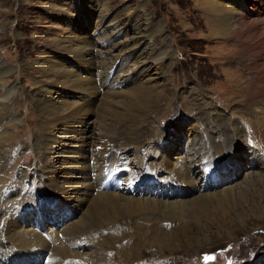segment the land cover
Listing matches in <instances>:
<instances>
[{
  "label": "rangeland",
  "instance_id": "374dc122",
  "mask_svg": "<svg viewBox=\"0 0 264 264\" xmlns=\"http://www.w3.org/2000/svg\"><path fill=\"white\" fill-rule=\"evenodd\" d=\"M222 1L242 13L233 15L236 23L240 24L236 30H240L241 35L229 38L213 37V21L209 19L208 10L205 8L208 4L203 0H0V113H7L5 120L0 122V165H5L4 171L0 172V192H3L2 188L4 187L8 188L6 191L13 192L10 199H6L9 195L4 198L0 196V212L6 213V207L18 209L20 212L18 202L25 195L23 192L26 187L29 188L30 184L37 186L41 182L53 181L60 186H65H63V193L53 190L44 193L47 199H54V203H59V205L57 204L58 211L51 215L52 218L57 217V219L52 222L47 214L44 217V224L56 230V226L63 223L58 227L62 232L63 227L61 228V226L64 223L65 225H69L70 222L71 225L78 223L75 228L85 227L79 223L83 214H86L92 206H86V201L84 203L80 201L83 194L81 195L77 190L76 187H80L77 182L85 181V179L79 169L73 168L75 163L80 162L78 154H76L81 148V139H78L80 138L78 132L80 126H74H77L76 130L79 135H75V129H68L70 120L56 124L55 127L49 126L45 130V136L48 139L54 138L55 143L42 145L45 142L42 141L40 131L41 113L35 98L37 95L45 93V90H67L69 95L64 97L70 101L71 106L87 107L84 104L88 102L93 105L94 112L99 109L97 105L101 96L107 95L105 94L106 89L124 94L136 83L137 85L138 83L152 85L155 84V81L159 84L167 83L176 98L173 101L175 105L171 103L170 107L164 106L163 111L165 113L169 109V116L159 117L156 121L157 124L153 123L157 115L149 117L148 120L152 122L156 133L154 135L148 133L150 127H147L144 144L142 143V147L146 149L139 153H133L132 149H127L123 158L130 161L132 177L139 178L142 175V180L147 177L158 180L161 175L167 176V181H173L175 188L182 192L184 190L186 193L183 192L181 196L173 197L171 190H168V197L160 198L155 195L154 198L152 193H124L122 191L124 187L121 191L113 190L103 193L104 190H98L99 185H95L93 179L90 180L93 176V172H91L89 181L85 182L81 188L90 189L89 196H86L90 203H93L95 197L98 196L103 199H106L105 196H109L116 203L117 199L114 197L120 193L123 197L132 196L136 201L160 198L164 203L187 202V204H191L195 199L192 200L193 202L190 200L197 196L202 197L210 193H216L215 196H217V192L228 187L234 189L235 196L233 198L239 200V191L244 190L245 186L243 185H246V182L251 179H262L264 177V150L262 151L250 138V122L240 116L234 118L232 112L243 109L244 100H246V95L238 88L239 83H247V87L255 88L250 77L264 75V31L261 27L263 24L250 25L259 17L264 19V0L263 8L258 12L256 8H254L255 11L253 10L254 6L252 7L255 3L261 5L258 0ZM147 30L151 32L147 34L149 32ZM146 34L148 37H145ZM83 42L92 48L93 53L98 50L94 53L98 54V57L99 54L104 53L101 57L105 58L106 62L103 68L104 72L108 70L107 66L112 62L115 64L110 74L112 77L109 76L113 88L109 89L111 83L108 81L107 85L109 86L99 87L98 95L78 94L61 84V87L56 86V75L49 77L45 74L43 77L35 71L34 63L44 56L57 67H65L69 69L70 73L74 71L73 73L85 76L91 82H95V85H99L100 77L97 76L96 69L103 61L96 59L95 63L88 66L93 69L90 68L91 70L86 72L87 61H81L69 54L68 51L65 52L61 49L64 43L71 44V47L75 48L78 43L82 44ZM154 49L157 50V58L163 57L164 60L163 66L160 68L161 76L156 73L155 61L150 59ZM86 57L88 58V56ZM95 66L96 68H94ZM129 75H133L134 79H128ZM248 76L249 78H247ZM235 77L238 78V81L232 82ZM258 84L260 85V83ZM55 94L57 96V93ZM187 101L194 103L196 107H203L206 112L203 115H198L194 110V105L186 104ZM236 102H239L238 105L235 104ZM105 105L112 107L109 103ZM182 105L189 107V111L184 110ZM174 109L176 110L173 111ZM238 113V115L243 114L242 112ZM89 114L86 119V128H88V132L91 129L94 136L95 133L97 134L92 126L94 115ZM224 115L226 121L230 118L234 119L232 120L234 129L245 130V132H241L239 141L233 142L234 148L230 152L237 156L241 165L232 172L228 179H224L218 184L215 183L213 188L195 190L190 186V183L187 185V183L178 182L173 168L181 162L184 163V149L191 148L192 143L196 144V141H200V147L205 148L207 146L206 139L211 137V134H214L213 136L218 142L222 138V133L220 131L213 133L210 127L216 128L215 122L219 123L217 119L223 118ZM202 116H205L204 119L208 117L209 120L207 118L202 120ZM200 120L208 122V126ZM233 128H231L232 132ZM167 132L169 134L165 135ZM175 132H179V134H175ZM161 137L164 139L162 140ZM178 137L180 140L173 145L172 139ZM52 141L46 140V143ZM39 142H42L41 145ZM177 148L179 151L176 150ZM110 153L114 159L122 156V150L119 149H114ZM177 153L182 160L174 159ZM249 154L257 157L263 156L260 157L258 163L250 167L251 155ZM166 156L170 163H173V168L169 171H165L167 168L162 161L167 159ZM212 157L215 155L212 154ZM188 158L186 165L188 164L192 168L191 163L193 164V162ZM222 160L223 158L218 155L217 161L221 162ZM88 164L91 165L92 162L88 160ZM143 164L149 169L143 171ZM161 166L165 167V170ZM195 170H199L198 166ZM44 171L48 174H44ZM194 177L197 184V176ZM68 183H74L73 186L77 191L72 192L73 186L70 184L68 186ZM87 184L89 188H86ZM144 184L143 182V187ZM250 188L248 187L245 192L247 195L250 191L249 196H245V200H239L236 204L230 200V205L225 208L217 205L209 218L201 217L200 227L191 221L192 214L189 215L187 211H180L182 216L176 220L172 214L167 216L164 212L159 213L153 210L149 212L144 211L143 208H136L137 211L129 212L118 205L115 210H118L119 213H115L112 217L109 216L110 208L107 207L101 216L91 219L92 223H100L102 229L90 232L88 237L81 235L78 240H74L79 246L77 250L79 255H73L70 263L264 264V183L254 184ZM101 192L103 196L99 195ZM49 200L41 202V206L48 205ZM123 200L119 199L118 202L124 203ZM62 204L70 206L69 208L72 210V214L65 211L63 220L60 216L64 210ZM45 207L43 208L44 212ZM31 208L34 206H30ZM33 211L31 209L26 214L23 212L18 214L20 217L28 213L31 214L27 216L28 226H31L39 216V212ZM11 217L13 216L8 213L4 220L0 221V230L2 231L0 239L4 238L3 232ZM92 217L96 216L93 214ZM107 217L110 220H106ZM189 219L190 221H188ZM114 221L115 223H113ZM184 222L193 226L190 227V230H186L185 238L179 244V241H175V239H178L179 227ZM108 223L109 226L106 225ZM20 225L27 226L26 223L22 225V221ZM28 226L27 228H32ZM46 226L43 227L44 231H38L45 239L48 238L47 231H45ZM187 227L185 225V228ZM197 229L198 234L196 233ZM166 235L171 239L173 248L161 242L163 238H166ZM57 236L60 239L63 238L61 232ZM105 238L107 241L109 240L107 243ZM88 239L89 241H87ZM39 249V247H33L34 256H28L30 252H19L15 246L14 251L21 257L16 256L14 264H23L25 259L22 257L24 255L31 259L26 264H61L60 260L63 257L54 254L51 247H46L40 256L38 255ZM9 253L6 255L7 258ZM45 254H47L46 260ZM211 254L214 255V260L206 262V257ZM69 259L67 258L66 261Z\"/></svg>",
  "mask_w": 264,
  "mask_h": 264
},
{
  "label": "bare ground",
  "instance_id": "6f19581e",
  "mask_svg": "<svg viewBox=\"0 0 264 264\" xmlns=\"http://www.w3.org/2000/svg\"><path fill=\"white\" fill-rule=\"evenodd\" d=\"M203 1L207 2L208 5L205 8L208 10L209 17H210L209 19L213 21V28H212V33H214V36L212 35L213 37L219 36L222 38H225V37L229 38L232 36L236 37V35H241L239 33L240 30H236L237 28H239L240 24L236 23L235 19L233 18V15H241L242 13H240V11H236L234 7L228 6V4H225V2L222 0H203ZM254 1H257V0H254ZM258 1L261 3V5L256 4V3L252 5V7L254 6L253 10L255 11L254 8H256L257 12L258 10L263 8V0H258ZM259 18L255 19L256 21L251 23L250 25H253V26L256 24L261 25L262 23L263 26L261 25V27L263 28V31H264V19L263 18L259 19ZM147 31H149L147 34L151 32L150 30H147ZM147 34L145 35V37H148ZM62 45L63 46H61L62 47L61 49L64 50L65 52L68 51L69 54H71L73 57L79 58L81 61H85V62L87 61V66L85 68L86 72L93 69L88 66L89 65L91 66V63H95L96 59L103 61L102 64H100V66H97V69H96L97 74H98L97 76L100 77L99 85L98 84L95 85V82H91L90 79H87L85 76H80V75L73 73L74 71L72 70H71L72 72L70 73L68 71L69 69H66L65 67H57L52 61H49V59L48 60L45 59L44 56L40 57L34 63L35 71L39 72L40 75L43 77L45 76V74L48 75L49 77H53L56 75L55 76L57 77L56 82H55L56 86H60V87L61 85L65 86L70 91H73L78 94L87 93L88 95L89 94L98 95L99 87L106 88V86H109L107 85V82L109 81V76L111 72L113 71L115 64L112 62L111 65L113 64V67H111V65L107 66L108 70L104 72L103 68H104V65H106V62H105V58H101L104 53L99 54V57L101 58L100 59L98 57V54H94L98 50L93 53L91 51L92 48H90L88 44L84 42L82 44L78 43V45L75 46V48L71 47V44H67V43H64ZM156 54H158L157 50L154 49L151 54L150 59L152 61H155L154 67L157 71L156 73L160 75V70H161L160 68L163 66L164 60H163V57L157 58ZM86 56H88V58ZM98 60H97V63H98ZM94 68H96V66ZM258 74H261V73H258ZM254 76L250 77V80L252 84H254L255 88L247 87L246 85L247 83H244V84H242V82L239 83L238 88L242 90V92L246 95V100H244V107H242L243 109L239 108L240 110L237 109L238 111H233L232 115L234 116V118H237L239 116L241 118H246L245 120L247 122H250L249 123L250 138L263 151L264 150V89H263L264 78L262 77L264 75L261 74V75H254ZM111 77L112 76H110V78ZM130 78H132L133 80L134 76L129 75L128 79ZM247 78H249V76ZM230 79L232 80V78ZM132 80L130 81L133 82ZM114 81L115 79L113 80V82ZM235 81H238V78L235 77L234 80H232V82H235ZM257 82L260 83V85ZM36 83H39V82H36ZM111 88H113V83L110 84L109 89ZM65 91L67 90H62V91L58 89L53 90V91L45 90V93L39 94L35 98L36 101L38 102L39 112L41 113V119L39 118L40 119L39 123H41L40 131H41L42 141L45 142L44 144L42 142L41 143L43 146H45L46 144L50 145V143H55L54 138L48 139L45 136V132H46L45 130L49 126L55 127L56 124H60L61 122H66L67 120H70L68 122V126H69L68 129H71V128L75 129V133H76L75 135L80 134L79 135L80 138L78 139H81L80 141L81 148H80V151L78 150V153H76L78 154V161L80 160V162L75 163L73 168L79 169L81 171L80 173H82L85 179V181L77 182V185H80V187H76V188L77 190L80 191L81 195L83 194V197L81 196L82 198L80 201H83V203L86 201L85 202L86 206H92L90 210L89 209L87 210L88 212L86 214L82 213L84 216L82 217L79 225H84L85 227L75 228L76 224L78 223L74 225L73 224L71 225V222L69 225H65L64 223V225L61 226V228L63 227V232H62L58 227L63 223L56 226V230L53 227L46 226L44 224L45 215L48 214L47 216L52 222L56 220L57 217L52 218L51 215L52 213H56L58 211L59 207L57 206V204L59 205V203H54V199L53 200L47 199L44 193L46 194V192H49L52 190L61 191L63 193V186L65 185L60 186L58 185V183L56 184L53 181L44 182V183L41 182L40 185H37V186H35L34 184H30L29 188L28 187L25 188V191L23 192V195L24 194L25 195L22 197V200L18 202V208H20V212H23L25 214L27 211H30L31 209H33L34 210L33 212H37V213L39 212V216L36 217L37 220H35L31 226H28L27 216L30 213L20 217L18 215L20 213L18 209L16 210V209L7 208V207H6L7 209L5 208V210L7 211L6 213L0 212L1 222L4 220L6 214L10 213V216H13L7 222V225H6L7 228L3 232L4 238L2 237L0 239V264H14L16 256L21 257L20 254L18 255V253L14 251L15 246H17L19 252L21 251L30 252V255L28 256H34L33 247L40 248L38 250L39 256L41 255L42 251L46 249V247H51L52 252L54 254H56L59 257H63L60 260L61 264H71L70 260L73 258V255L74 256L79 255L77 252L79 246L77 245V243L74 242V240H78V238L81 235H86L88 237L90 232L100 231L102 229L100 226V223H94V222L92 223L91 219L93 218L96 219L97 216H101V213L105 210V208L107 209V207L110 208L109 216H112V217H114L113 215H115V213H119L118 210H115V208L118 205L119 207L121 206L124 208V210H127L129 212H134L135 210L137 211L136 208H143L144 211H149V212L150 210H153L159 213L164 212L167 214V216L172 214L173 216H175L176 220L182 216L180 214V211L181 212L187 211L189 215L192 214L191 221H194L196 226H199L201 225L200 218L201 217L205 219L209 218L211 216L210 215L211 212L214 210V208L217 205H220L221 207L225 208V206L230 205L229 204L230 200H232L231 202H235L234 204L238 203L237 201L239 200H242V199L245 200L246 199L245 196H247L250 193L249 191V193L247 192L248 194L246 193L247 195H245V192L248 187L250 188L254 186V184L264 183V177L262 179L258 178V180L257 179L254 180L250 178L251 181L249 180V182H246V185H243L245 186L244 190L242 189L239 191V196H238L239 200L233 198V196H235V194L233 193L234 189L232 187H228L221 192H217L218 194L217 196H215L216 193L215 194L214 193L205 194L202 197L197 196L190 200L192 201L195 199L194 202L192 201L193 203L191 204H187V202H184V203L183 202H176V203L166 202L164 203L162 199L160 198L163 196L168 197V193L170 190H171L170 192L173 197L181 196L183 192L186 193V191L183 190L182 192L179 189L175 188L173 186V181H167V176L164 177L163 175H161V178L159 177L158 180L153 177L151 178L147 177L145 178V180H142L143 179L142 175L139 178L132 177L130 175V171H132V168L130 167V164H129L130 161L128 162L126 158H123V157L125 153L127 152V149L128 150L132 149L133 153H139L141 150L146 149L145 147H142V146L144 144L143 142L145 139L147 127L148 128L150 127V130H149L150 132L148 133H151V134L153 133L152 135L156 133L152 125V122L148 120L151 115L153 116L157 115L155 117V120L153 119L154 124L155 123L157 124L156 121L159 117L164 116L166 118L167 116H169L170 114L168 113L169 109L164 113L163 111L164 106L170 107L169 104L171 103L175 105L173 101H175L176 98L174 97L173 91L171 90V88H169L167 83L159 84L157 81H155V84H152V85H149V84L142 85L140 83H138L137 85L136 83L129 90L125 91L124 94H121L122 92H119V91H109L106 89L105 94L107 95L105 97L101 96V100L99 104L97 105L99 109L96 112L92 110L93 105L88 102L84 104V105H87V107L71 106L70 101L65 99L64 97L65 95L66 96L69 95L68 91L64 93ZM55 93H57V96ZM107 96L108 97L113 96L115 98L111 97V99H108ZM106 103H109L110 105H112V107L109 105L106 106L105 105ZM238 103L239 102H236L235 104L238 105ZM186 104H193L194 110L197 111L198 115H203L206 112V110H204L203 107H196V105L194 103H191L190 101L189 102L187 101ZM183 108L184 110L189 111L188 109L189 107L183 106ZM175 110L176 109H174L173 111ZM238 112H242L243 114L238 115L239 114ZM89 113L94 115L92 126L97 131V134L95 133L94 136H93V131H91L90 129V132H88V128H86V125H87L86 119H87V116L90 115ZM6 116H7V113L5 112L0 113V122L5 120ZM204 117L205 116H202V118L201 117L200 118L203 120ZM224 117L225 115L223 116V118L219 117L217 119L219 120V123L215 122L216 128L210 127V129L212 130L211 132L216 133L220 131L222 133V138L218 140V142L213 136L214 134L213 135L211 134V137H208L206 139L207 146L205 148L200 147L201 146L200 141L199 142L196 141V144L192 143L191 148L184 149V152H185L184 157L186 159V160L184 159V163L181 162L180 164L175 165L173 168L172 167L173 163L172 162L170 163L168 157L166 156L167 159L165 160L163 158L164 160L162 161L164 162V165L167 168V170L164 169L165 167L164 168L162 166L161 167L165 171L172 170L173 168L174 170L173 173L178 178V182L180 183L184 182V183H187V185H189L188 183H190V186L195 190H201V189L204 190L208 188H213V186H215V183L218 184L222 180L228 179L232 175V172L236 171V169L241 165L238 159L236 158L237 156L236 155L234 156L230 152L232 148H234L233 142L235 143L239 141L240 135L242 134L241 132L242 131L245 132V130L242 129L241 131H238L236 130L237 128L234 129L232 127V124L234 123V121L232 120L234 119L230 118V119H227L226 121ZM206 118L209 120L208 117ZM203 123L206 126H208V122L204 121ZM83 124H84V127H82ZM75 125L80 126L79 131L76 130L77 126L74 127ZM177 125H180V124H177ZM231 128L234 129L233 132L231 131ZM77 131L79 132V134L77 133ZM179 132H175V134L177 133L179 134ZM167 134H169V132H167L165 135ZM163 139L164 138H162V140ZM46 140H50V141L53 140V141L46 143ZM172 140H173V145H174L175 143L178 142V140H180V137L176 139H172ZM173 147L175 148V146ZM114 149L122 150V153H121L122 156L117 157V159H114L112 157V154L110 153ZM176 150L179 151V148H177ZM104 153L106 154L104 155ZM178 154L179 153H177V155L174 156V159H176L177 161L178 159H181V157H178ZM212 154H214L215 157H212ZM218 155L223 158L221 162L217 161ZM249 155H251V158H250L251 162L249 164L250 167L258 163V161L260 160V157L263 156L261 155L260 157H257V156H253V154H249ZM187 158L192 160L193 162V164L191 163L192 168H190L188 164L186 165ZM88 160L92 162L91 165L88 164ZM123 165H127L129 169L124 172L121 170L120 172L115 171L117 168H119L118 166H123ZM197 166L199 168L198 171L195 170ZM4 167L5 165L3 164L0 165V172L4 171L3 170ZM142 167H143V171H146L147 169H149L147 168L145 164H143ZM218 171L220 175L218 174ZM91 172H93V176L90 178L89 173ZM45 173L46 171H44V174ZM192 174L193 176H191ZM194 176H197V179H198L197 184L195 182ZM89 178L90 180L93 179V183L95 185L100 186L98 190L100 191L104 190L103 193H106V191H113V190L121 191L122 187H124V189L122 190L124 193L125 192H129L130 194L152 193L154 198H155V195L156 197L159 196L160 198L153 199V200L149 199L150 201L148 199H143V200L140 199L136 201L132 196L123 197V195L121 196L120 193H118L114 197L117 199L116 203L113 202V199L109 198V196H105L106 199H103V197L101 196L95 197V199L93 200V203H90L89 201H87L88 198H86V196L87 197L89 196L90 189H81L84 186V183L89 181ZM158 181L160 182L157 184ZM143 182L145 183L144 187L142 185ZM69 184L71 186L74 185V183H68L67 185L69 186ZM156 186H158V188H156ZM137 187H138V190H137ZM86 188H89L88 184ZM75 190L76 189L73 186L72 192H75ZM12 193H13L12 191L5 190L4 192H0V196L1 197L3 196L4 198L9 195L6 199H10ZM103 193L101 192L99 195L103 196ZM70 198L72 199V197ZM67 199H69L68 196H67ZM119 199L120 200L124 199L123 200L124 203H119L118 202ZM48 200H49V203H47L48 205H45L46 207L41 206L42 205L41 202H45ZM30 206H34V208L30 209ZM62 206L64 210L61 209L62 210L61 215H60L61 220H63V216H65L64 214L65 211L72 214V210L69 208L70 206L67 207L68 205L65 206L63 204ZM44 207H45V212L43 211ZM79 208L81 207L79 206ZM93 214L96 217H92ZM58 218L60 219V217ZM106 220H110L109 217H107ZM21 221H22V225L26 223L28 227H32V228H27L26 225L21 226L20 225ZM188 221H190V219ZM109 223L106 225L109 226ZM113 223H115V221ZM185 225H187L188 227L185 228ZM45 226L47 227L45 231H47L46 235L48 237L47 238L48 240L45 239L40 233H38V231H44L43 227ZM191 226L190 224H187V222H184L181 225V227H179L180 229L177 234L178 239L176 238L175 241H179L178 243L180 244L181 241H183L185 238L184 237L185 233H187L186 230H190ZM59 232H61L63 235L62 239H60L57 236ZM198 232L199 231L197 229L196 233L198 234ZM0 235L2 236L1 230H0ZM165 237L167 238V235ZM166 238L165 239L163 238L161 242L163 244L165 243L166 245H170L169 247L173 248L171 244V239L169 238L166 239ZM87 241H89V239ZM108 241L106 239L105 242L107 243ZM56 243H58V245H56ZM8 252L10 253L8 254V258H7L6 255ZM129 255L131 254L129 253ZM28 256L24 255V257H22L25 259V261L23 260L24 261L23 264H26L28 261L31 260L28 258ZM95 256L98 257L99 255H95ZM44 258L45 260L47 259V254H45ZM67 258H70V259L66 261ZM36 261L39 262L38 259H36Z\"/></svg>",
  "mask_w": 264,
  "mask_h": 264
}]
</instances>
